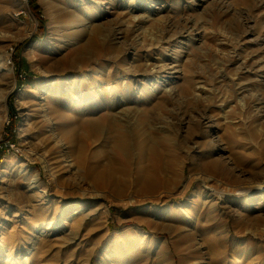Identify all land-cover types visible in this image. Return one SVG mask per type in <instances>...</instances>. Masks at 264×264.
Returning <instances> with one entry per match:
<instances>
[{
	"label": "rangeland",
	"instance_id": "374dc122",
	"mask_svg": "<svg viewBox=\"0 0 264 264\" xmlns=\"http://www.w3.org/2000/svg\"><path fill=\"white\" fill-rule=\"evenodd\" d=\"M108 86L126 150L84 134ZM113 262L264 264V0H0V264Z\"/></svg>",
	"mask_w": 264,
	"mask_h": 264
},
{
	"label": "bare ground",
	"instance_id": "6f19581e",
	"mask_svg": "<svg viewBox=\"0 0 264 264\" xmlns=\"http://www.w3.org/2000/svg\"><path fill=\"white\" fill-rule=\"evenodd\" d=\"M129 5H131V3ZM131 9L134 12L136 10H138L137 7L131 8ZM127 10L129 12L132 11V10H129V9H127ZM133 18H134V20H137V19H139V20L141 19L142 20L143 19V17H139V16L138 17L135 16ZM141 20H140V22H141ZM102 30H104V29H102ZM118 30L121 31V32L123 31L122 27L119 28ZM100 31L101 30L96 28L94 30V33H100ZM113 33H114V31H113ZM100 35L102 36V40H103L102 42H104L105 39L110 36L109 33H104L103 34L102 32L100 33ZM92 48L93 47H91L88 42H85L77 50H79L78 53H86V52L87 53H91V52L93 53L94 51H92ZM111 48L113 50L117 51V48L112 46V45H111ZM93 50H94V48H93ZM107 50L109 51V49H107ZM93 55H94V53H93ZM89 59H91V57H89ZM151 63H150L149 60H144V61L141 62V66L144 68L143 74L145 76H149V77H156L157 74L163 70V69H161L162 66H159V64H155V62H154V63H152L153 64L152 69H149V65H151ZM114 90L115 89H114L113 86H108L106 88V90L99 89L94 95L98 99L97 103L94 104V100L91 103V105H88V103H84L83 106H85L84 110H86V111L83 110V112L85 114L93 115L96 112H99L101 110H107V113H106L107 115L105 114L107 116V118L105 119L106 120V124L103 125L102 124V122H103L102 120H101L102 122H99V118L100 117H98V116H100V115L98 114L97 119L91 118V119H89L87 121L85 120L86 121V130L84 131V134H88V135L95 136V137L96 136H98V137L100 136V137H102V141L108 143L109 145H111L113 147H116L118 149H121V150H126V149H128L131 146L130 141L132 142L134 131H137L138 132L137 135H139L140 137L145 135V131L143 129H141L142 126L138 122V117L140 116V118L142 120V119L146 118V115H144V113H140L139 109L137 108V106H134V107H122L118 111H115V110L114 111L113 110L109 111L110 109H107V108H109L110 106L112 107L113 105L116 106L118 104L116 102L118 97L116 95V92H114ZM79 104H81V103L79 102ZM79 104L77 106H79ZM78 109H80V107L76 108V110H78ZM79 126L80 125L75 126L73 124V126H71L70 130L66 131V133L70 134L74 138H79V135L82 136V133H80V131H79V129H80ZM135 139H137V138H135ZM148 139L149 138H143L138 143L139 144V148L143 152H146V153H149V154L155 153L156 152V148H155V146L153 144H151V142ZM103 151L106 154L109 153L108 152V148L106 150H103ZM158 151H159V149H158ZM177 157H179V156H177ZM169 158H170V156H169ZM113 161H111V163L106 164L104 166L101 165L102 173L105 174V175L107 174L108 177H110V176L113 177L112 178L113 182L111 181L112 183H114V181H116L117 174L123 175V176H128L129 175V170H128V168L126 166H124V165L121 166L120 165L119 167H115L112 164ZM136 164H137V173H138V185L140 186V185H144V184L149 183L151 181V174L148 171L149 169L147 170V167L143 165L144 164V160L142 159V157L139 158L138 163L136 162ZM95 166H97V165H91V170L92 169L95 170ZM112 264H114V262Z\"/></svg>",
	"mask_w": 264,
	"mask_h": 264
},
{
	"label": "trees",
	"instance_id": "16d2710c",
	"mask_svg": "<svg viewBox=\"0 0 264 264\" xmlns=\"http://www.w3.org/2000/svg\"><path fill=\"white\" fill-rule=\"evenodd\" d=\"M31 8L34 11V13L38 16L39 15V13H38L39 7L37 6L36 2H34V1L31 2ZM11 139L12 140L14 139V134H12V133H11Z\"/></svg>",
	"mask_w": 264,
	"mask_h": 264
}]
</instances>
